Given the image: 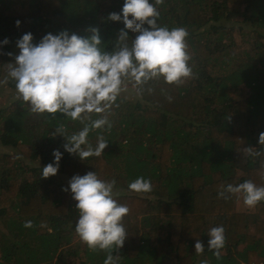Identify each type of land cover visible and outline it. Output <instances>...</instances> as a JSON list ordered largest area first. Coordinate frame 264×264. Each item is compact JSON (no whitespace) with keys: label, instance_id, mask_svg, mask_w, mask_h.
<instances>
[{"label":"trees","instance_id":"obj_1","mask_svg":"<svg viewBox=\"0 0 264 264\" xmlns=\"http://www.w3.org/2000/svg\"><path fill=\"white\" fill-rule=\"evenodd\" d=\"M122 5L0 0V40L9 41L0 47V67L12 50L18 54L16 41L28 32L35 44L47 33L67 29L89 37L95 28L103 49L112 51L123 23L108 15ZM157 8L161 26L187 29L194 75L179 85L149 81L140 101L117 98L106 113L111 128L88 136L109 141L100 157L82 161L63 149L64 137L52 136L61 125L67 135L79 131V120L33 113L22 100L0 108V145L12 152L0 156V264H104L108 253L89 249L74 231L76 202L62 191L68 184L41 177L53 149L63 152L57 172L63 180L95 171L116 181L117 199L130 209L123 218L127 238L112 253L117 264H264V202L253 213H239L237 194L218 196L221 186L245 180L264 186V143L254 137L264 133V0H164ZM135 35L129 30L130 38ZM7 85L15 90L11 79ZM138 176L151 181L150 193L127 190ZM26 221L32 226L25 227ZM219 225L226 239L217 257L207 247V234ZM174 228L176 244L170 238ZM197 240L205 246L199 254ZM20 248L26 261L17 259Z\"/></svg>","mask_w":264,"mask_h":264},{"label":"clouds","instance_id":"obj_2","mask_svg":"<svg viewBox=\"0 0 264 264\" xmlns=\"http://www.w3.org/2000/svg\"><path fill=\"white\" fill-rule=\"evenodd\" d=\"M163 2L123 0L119 13H109L108 19L123 23L112 51L103 49L95 28L91 29L89 37L70 34L67 29L57 34L47 33L35 44L32 33L23 34L16 41L18 54L7 64L0 85L9 79L14 81L16 99L26 102L33 113L49 117L59 113L81 121L83 126L79 131L67 135L61 125L52 136L64 137L63 149L82 161L100 157L109 141L99 135L93 146L88 141L89 133L111 128L106 113L118 96L128 90V85L140 96L149 81L163 80L179 85L194 75L187 51V29L158 23L157 5ZM15 23L19 26L20 21ZM129 30L136 34L134 39L129 37ZM8 42L7 37L0 40V47ZM91 114L100 115L91 119ZM258 143H264V133H260ZM52 156L53 161L41 168L42 178L54 176L59 170L63 152L53 149ZM221 189L218 196L228 199L227 194H237L250 208L264 202V186L252 180L221 186ZM127 190L142 195L152 191V184L149 179L138 176L128 183ZM62 191L70 192L76 202L78 218L74 231L79 239L91 250H105L108 254L104 264H117L112 253L121 248L127 238L123 218L130 209L118 201L120 192L116 181L101 179L95 171H89L73 175ZM24 226L31 227L32 222L26 221ZM207 235L208 249L215 250L214 255L219 257L225 245L224 227L214 226ZM204 249V244L197 240L194 251L199 254Z\"/></svg>","mask_w":264,"mask_h":264},{"label":"rangeland","instance_id":"obj_3","mask_svg":"<svg viewBox=\"0 0 264 264\" xmlns=\"http://www.w3.org/2000/svg\"><path fill=\"white\" fill-rule=\"evenodd\" d=\"M231 22L238 25L240 20H235V19H231ZM231 29V28H230ZM228 30V29H227ZM230 31V30H228ZM246 46V45H245ZM244 46V47H245ZM244 49V48H243ZM1 52V51H0ZM10 53H12L13 55L10 56L11 59H9V61H7L6 63H4L3 66L0 67V79H2L5 75H6V71H7V64L10 63V62H13L14 61V57H15V54L17 53L15 50H12ZM236 53H238L236 51ZM8 82V81H7ZM118 99L120 100H126V101H140V96H137L135 94V90L132 88L131 85H128V90L125 91V92H122L120 94V96H118ZM17 101L16 99V91L13 90V89H10L7 85V83L3 84V85H0V108H4V109H7V107H10L14 101ZM27 106V105H26ZM41 134V133H39ZM257 134V133H256ZM100 135V134H99ZM99 135H96V136H92L90 138H88V141L90 144H92L93 146L96 144L97 142V137ZM37 136V135H36ZM39 136V135H38ZM254 137L256 138H259L258 135H254ZM32 142H33V139H32ZM34 143V142H33ZM38 143H42V144H45L46 145V141H42L41 139H39L38 137ZM125 143V142H124ZM147 143V142H146ZM125 145H127V143H125ZM155 147V152L154 154L156 156H158L159 154V149H160V145L158 143H156V145L154 146ZM12 153L11 151H8L7 148L5 149L4 147H2V145H0V156H2L4 153ZM141 173L143 174V171L141 170ZM52 179H54L56 182H60L61 184H68V180L69 179H62L60 178V176L58 177V174L54 175V176H50ZM132 178V177H131ZM119 191V190H118ZM235 212H239V213H253L254 212V207H247L246 205H244L243 203V199L242 197H240L238 195V201L236 202V206H235ZM252 226L250 225V228H249V232H252ZM176 228H174L172 230V234L170 235V238H171V242L173 244H176V238L177 236L175 235L176 234ZM6 231V230H4ZM6 235V233H4ZM4 238V237H3ZM15 241V240H14ZM30 244L34 247H36L37 243L35 241H32L30 242ZM20 246V245H19ZM16 256H18L17 259H22L23 261H26L27 258V252L25 251V249H22L20 248V251H17L16 253ZM28 261H29V258H28ZM67 262V261H66ZM53 264V263H51ZM63 264V263H62ZM67 264H70L67 262ZM138 264H152L151 262H149L148 260H144V261H141L139 262ZM153 264H156V263H153ZM166 264H173V261H169L168 263ZM241 264H244V263H241Z\"/></svg>","mask_w":264,"mask_h":264}]
</instances>
